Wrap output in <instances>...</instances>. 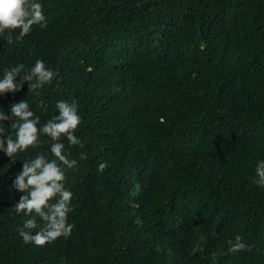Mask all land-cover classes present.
Masks as SVG:
<instances>
[{"label": "trees", "instance_id": "obj_1", "mask_svg": "<svg viewBox=\"0 0 264 264\" xmlns=\"http://www.w3.org/2000/svg\"><path fill=\"white\" fill-rule=\"evenodd\" d=\"M35 2L47 26L0 34V78L37 59L57 76L0 95V111L14 137L12 104L27 100L42 125L77 103L83 147L60 140L77 166L57 161L74 227L23 242L13 183L23 161L56 159L53 141L0 152V264H264V0ZM237 235L250 247L232 253Z\"/></svg>", "mask_w": 264, "mask_h": 264}, {"label": "clouds", "instance_id": "obj_2", "mask_svg": "<svg viewBox=\"0 0 264 264\" xmlns=\"http://www.w3.org/2000/svg\"><path fill=\"white\" fill-rule=\"evenodd\" d=\"M35 25L41 28L47 26V17L41 3L35 0H0V34H4L5 30L11 32L19 29V38H23L30 34ZM6 41L7 44L13 42L11 36ZM17 76H20L19 82L16 80ZM56 76L57 72L47 67L42 59H37L31 68H26L24 64L6 68L0 78V95L22 90L24 82L28 83V93H38L45 84H51ZM40 106L44 107L43 101ZM56 108L59 114L41 125L39 117L30 109L27 100L12 104L14 137L4 123L9 120V116L0 111V152L9 158L14 159L19 152L29 148H38L42 143V135L53 141L51 153L56 159L49 160L45 153L40 152L33 159L23 161L22 171L13 183V187L23 193L15 205L16 212L23 213L26 217L20 236L25 244L34 243L41 247L60 237L68 238L74 227L68 223V216L74 211L73 193L65 188L66 176L57 161L69 169L75 168L77 161L70 160L63 154L65 145L60 140L66 137L70 145L83 147L75 135L76 129L82 123L77 103L61 100L57 102ZM5 133H8L7 146L3 138ZM106 167V163H101L98 171L102 173ZM254 183L264 187V161L256 167ZM37 216L44 222V226L32 234V230L38 227ZM229 243V251L232 253L248 250L250 247L242 242L239 235L234 242Z\"/></svg>", "mask_w": 264, "mask_h": 264}]
</instances>
